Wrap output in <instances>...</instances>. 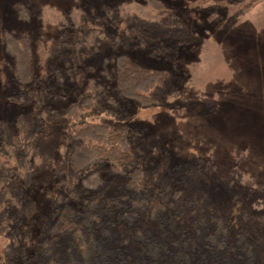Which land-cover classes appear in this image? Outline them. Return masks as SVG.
Instances as JSON below:
<instances>
[{
	"label": "rangeland",
	"instance_id": "374dc122",
	"mask_svg": "<svg viewBox=\"0 0 264 264\" xmlns=\"http://www.w3.org/2000/svg\"><path fill=\"white\" fill-rule=\"evenodd\" d=\"M240 3L0 0V264L7 246L16 264L33 259L58 194L77 204L65 158L68 129L82 121L128 127L143 168L164 189L226 216L233 233L240 223L264 236V1L244 14ZM5 31L29 35L34 80L26 89L12 79ZM117 54L166 72L160 104L118 96L104 72ZM89 96L97 107L65 115ZM19 115L32 126L25 154L8 141ZM130 247L139 258L141 248Z\"/></svg>",
	"mask_w": 264,
	"mask_h": 264
},
{
	"label": "trees",
	"instance_id": "16d2710c",
	"mask_svg": "<svg viewBox=\"0 0 264 264\" xmlns=\"http://www.w3.org/2000/svg\"><path fill=\"white\" fill-rule=\"evenodd\" d=\"M262 1L241 0L239 14ZM18 10L21 18L27 16L22 6ZM3 44L12 79L26 89L34 80L29 35L5 31ZM104 72L122 100L142 106L161 103L156 96L165 87L166 72L141 66L127 54L115 55L111 72ZM97 102L86 97L65 115L77 119ZM31 127L20 115L12 123L8 141L22 154ZM67 139L65 164L77 177L78 201L72 205L56 196L27 264H261L264 236L240 223L233 233L226 216L191 201L179 188L164 189L158 173L143 168L144 151L128 127L82 121L68 129ZM257 219L264 225V215ZM131 243L141 248L139 258ZM12 254L7 246L2 264H16Z\"/></svg>",
	"mask_w": 264,
	"mask_h": 264
}]
</instances>
